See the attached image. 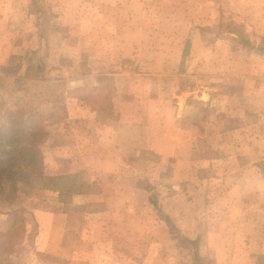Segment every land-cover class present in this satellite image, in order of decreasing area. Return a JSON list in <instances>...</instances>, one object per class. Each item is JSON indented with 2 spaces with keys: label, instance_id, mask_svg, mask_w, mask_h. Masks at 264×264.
<instances>
[{
  "label": "rangeland",
  "instance_id": "1",
  "mask_svg": "<svg viewBox=\"0 0 264 264\" xmlns=\"http://www.w3.org/2000/svg\"><path fill=\"white\" fill-rule=\"evenodd\" d=\"M239 4L238 0H7L0 3L10 16L4 18L9 22L7 26L0 19V126L15 124L21 133H26L27 128L37 133L30 136L37 154L35 160L28 158L29 165L34 166L33 176L20 178L15 193L12 183L4 182V191L0 193V264H9L8 261L14 264H223L224 260L228 261L229 250L216 252L204 240H190L198 233L196 229L199 237L210 229L215 236L223 232L216 222L213 228L206 226V221L203 224L205 216L196 201L192 206L183 199L189 207L183 201L170 206L180 210L177 226L160 207V191L156 189L150 192V218L144 221L130 218L115 227L110 224L109 240H106L108 226H104V233L92 244L88 240L92 227L83 212H88L89 217V212L108 208L111 202L116 206L123 195L119 191L125 190L131 175L134 174L135 184L145 187L152 185L151 179L170 181L172 186L174 179L182 180L170 179L174 174L173 161L162 160L149 151L132 154L131 167H124L118 174L86 169L66 173L69 161L60 151L66 141L70 117L78 116L69 114V109L77 111L80 99L87 98L90 104L100 107L104 122L111 123L121 111L143 120L147 116L145 108L153 106L147 102L146 91L150 87L152 94H164L171 99L180 83L181 88L190 86V78L180 75L190 68V50L181 57L177 77L175 68L166 64V60L178 61L182 47L185 52L184 47L192 45L195 36L210 44L218 40L222 45L228 39L233 45H253L257 34L254 26L240 16ZM61 11L66 13L64 18L58 17ZM91 45L99 47L94 49ZM160 55H164L161 65ZM94 59L98 60L97 64ZM92 68L110 75L111 79L104 76L97 85H84L80 77ZM113 82L118 85V96ZM206 110L204 105H188L182 126L195 123L201 127L208 120ZM198 134L206 139V129L198 130ZM155 174L157 179L153 177ZM60 176L65 177L48 179ZM223 180L219 186L213 183L209 194L213 195L215 190V197L223 192L226 197L233 196L226 193L227 184ZM63 208L70 211L65 245L59 249L49 240L37 246L38 222L34 210L63 212ZM216 214L209 212V220L223 221ZM243 215L246 211H236V220L245 219ZM245 222L240 226L243 232L261 237L256 244L264 253V217L260 226ZM226 228L241 232L236 225ZM234 244L228 243V249ZM221 245L219 242L218 248ZM258 256L264 264V254ZM235 260L232 258L230 262ZM244 261L254 264L251 257Z\"/></svg>",
  "mask_w": 264,
  "mask_h": 264
},
{
  "label": "crops",
  "instance_id": "2",
  "mask_svg": "<svg viewBox=\"0 0 264 264\" xmlns=\"http://www.w3.org/2000/svg\"><path fill=\"white\" fill-rule=\"evenodd\" d=\"M238 1L240 16L254 26L257 34L254 36L253 45H233L228 39L223 40L222 45H219L218 40L210 44L195 36L192 45L184 47L187 51L184 49L183 52L182 47L178 61L166 60V64H172L175 68L174 76L177 77L180 74L177 71L181 57L190 50V68L183 69L185 72L181 71L180 74L190 78V86L181 88L180 83V88L173 93L171 99L164 94H152L150 87L146 91L147 102L153 106L145 108L147 116L143 120L139 121L121 111L120 116L111 123L104 122L101 120L102 109L90 104L87 98L79 100L77 111L72 112L69 109V114L77 113L78 116L70 117L66 141L60 151L63 158H68L69 161L66 173L86 169L100 174H118L124 171V167H131L129 161L132 154L149 151L162 160L173 161L174 174L170 179L179 177L182 180L174 179L172 186L169 185L170 181L160 182L150 178L152 185L145 187L135 184L132 178L134 174L131 175L128 186L119 191L123 195L116 206L111 202L108 208H97L93 213L89 212V217L88 212H83L84 218H89L88 224L92 227L88 236L92 244L104 233V226H108L106 240H109L110 224L115 227L117 223L123 224L130 218L138 221L150 218V192L156 189L157 192L160 191V207L168 213L175 225L179 226L177 216L180 214L177 213L180 210L170 209V206L182 201L188 205L183 200L185 199L192 206L196 201V206L203 210V224L206 221L205 225H212L213 228L216 222L221 227L223 232L219 236H215L210 229L199 237V229H196L198 233L190 240H204L216 252L229 250V259L224 260L223 264H246L244 259L247 257L253 258L254 264H263L258 254L262 256L264 253L256 244L262 240L261 237L243 232L244 229L240 226L242 221H246V225L260 226L264 217V45L259 44L264 42V0ZM6 2L7 0H0V3ZM82 15L88 18L86 14ZM65 16V11L58 14V17ZM9 17L0 6L3 26L9 23L4 18ZM89 23L91 32L92 21ZM84 25L87 26L85 20ZM91 46L94 49L99 47ZM158 59L160 65L164 63V55H160ZM166 64L165 69L168 66ZM104 76L107 78L110 75L92 68L88 74L80 77V82L89 86L97 85L98 80L105 78ZM113 83L118 96V85ZM188 105L207 106L208 120L201 127L195 123L182 126ZM197 111L198 109L195 110ZM200 129H206V139L199 136ZM210 147L214 149H208ZM224 147L231 148L224 151ZM203 170L208 172L204 174ZM157 176L155 174L153 177L157 179ZM221 180L227 184L226 193L230 192L233 196L226 197L223 192V195L215 197V190H212L213 195L209 194L211 185L216 183L219 186L222 184L219 182ZM80 195L83 197L87 194ZM214 208L218 211H212ZM79 210L81 213L82 210ZM62 211L34 210L38 222L35 235L37 246L49 240L54 245L57 244L59 249L65 245L70 211L65 208ZM236 211H246V215H243L245 219L240 218L241 221H237ZM209 212L215 215L219 213V219L223 221H210ZM229 217L231 219H227ZM235 225L241 228V232L235 228H226ZM197 227H200V223ZM120 228L123 230V227ZM140 231L144 233L141 224ZM219 242L222 245L218 248ZM228 243L236 244L228 249ZM232 258L236 260L230 262Z\"/></svg>",
  "mask_w": 264,
  "mask_h": 264
},
{
  "label": "trees",
  "instance_id": "3",
  "mask_svg": "<svg viewBox=\"0 0 264 264\" xmlns=\"http://www.w3.org/2000/svg\"><path fill=\"white\" fill-rule=\"evenodd\" d=\"M16 128L15 124L0 126V193L4 191V182H11L14 186L12 193H15L17 191V181L20 178L25 180L33 176L31 170L34 169V166L29 165L28 158L35 160L37 154L32 146V137L30 136L37 133L30 128H27L26 133H21ZM25 135H27L26 138H24ZM37 161L39 162V160ZM64 177H48V179H64ZM73 177L77 176L74 175ZM44 178L46 179V177ZM8 263L14 264L12 261H8Z\"/></svg>",
  "mask_w": 264,
  "mask_h": 264
}]
</instances>
